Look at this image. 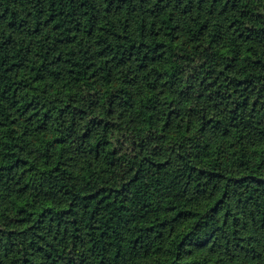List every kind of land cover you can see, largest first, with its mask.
Returning a JSON list of instances; mask_svg holds the SVG:
<instances>
[{
    "label": "trees",
    "instance_id": "16d2710c",
    "mask_svg": "<svg viewBox=\"0 0 264 264\" xmlns=\"http://www.w3.org/2000/svg\"><path fill=\"white\" fill-rule=\"evenodd\" d=\"M0 264H264V0H0Z\"/></svg>",
    "mask_w": 264,
    "mask_h": 264
}]
</instances>
